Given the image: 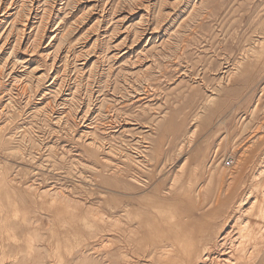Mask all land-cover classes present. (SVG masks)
<instances>
[{
    "label": "rangeland",
    "instance_id": "1",
    "mask_svg": "<svg viewBox=\"0 0 264 264\" xmlns=\"http://www.w3.org/2000/svg\"><path fill=\"white\" fill-rule=\"evenodd\" d=\"M12 1L0 29V264H120L127 251L147 262L129 228L123 238L109 225L167 232L186 208V231L200 235L212 167L224 173L210 190L217 210L235 181L224 163L264 147V0Z\"/></svg>",
    "mask_w": 264,
    "mask_h": 264
},
{
    "label": "bare ground",
    "instance_id": "2",
    "mask_svg": "<svg viewBox=\"0 0 264 264\" xmlns=\"http://www.w3.org/2000/svg\"><path fill=\"white\" fill-rule=\"evenodd\" d=\"M12 0H0V29L2 28V26L7 22L8 20V17H12L11 16V8L13 7L12 3H11ZM160 1V0H159ZM14 2V1H12ZM46 4H47V1H45ZM44 2V3H45ZM132 2V1H131ZM30 3V1H29ZM35 3V2H34ZM39 3H40V0H39ZM78 3V2H77ZM31 5H32V2H31ZM30 5V6H31ZM39 5V4H38ZM50 5V4H49ZM25 6V5H24ZM30 6H29V9H30ZM31 7H34L33 5ZM48 7V6H47ZM15 8V7H14ZM24 8V7H23ZM52 8V7H51ZM21 9V8H20ZM26 9V8H25ZM45 9V8H44ZM47 9V8H46ZM49 9V8H48ZM47 9V10H48ZM13 10V9H12ZM33 10V9H32ZM32 10H31V13L30 15L28 16V19L26 20L25 24H23V32L24 31H27V29L30 27L31 25V22H32ZM36 10V9H35ZM53 9H51L52 11ZM123 10V9H122ZM21 10H19L18 12V15L20 13ZM34 11V10H33ZM37 11V10H36ZM43 14L44 16H46L48 18V16H51V15H48L50 14L49 11H48V14L45 10V12L43 11ZM37 14V13H36ZM35 14V15H36ZM52 14V13H51ZM168 14V13H167ZM34 15V16H35ZM39 15V14H38ZM42 15V17H43ZM42 17H41V20H42ZM37 18V16H36ZM46 18V19H47ZM51 18V17H50ZM53 18V17H52ZM51 18V19H52ZM13 19V18H12ZM49 19V18H48ZM44 20V19H43ZM22 21V20H21ZM16 22V21H15ZM43 22V21H41ZM40 22V23H41ZM49 22V20H48ZM120 22V21H119ZM39 25H42V23ZM12 24V23H10ZM16 24V23H15ZM48 24V23H47ZM22 26V25H21ZM43 26V25H42ZM16 27V26H15ZM38 27V26H37ZM40 27V26H39ZM45 28V26H44ZM34 29V28H33ZM38 29V28H37ZM180 29V28H179ZM13 30V29H12ZM20 30V29H19ZM18 30V31H19ZM40 30V28H39ZM44 30V29H43ZM42 31V30H41ZM20 32V31H19ZM23 32H20L23 33ZM37 32V31H36ZM35 33V32H34ZM25 34V33H23ZM38 34V33H37ZM19 35V33L17 34ZM22 36V34H21ZM38 35H36L37 37ZM35 37V38H36ZM20 38V37H19ZM2 39V38H1ZM18 39V37L16 38ZM30 39V38H29ZM19 40V39H18ZM37 40V38H36ZM34 39V42L36 41ZM40 40V39H39ZM38 40V41H39ZM1 43V42H0ZM37 42H35L36 44ZM17 44L20 46L21 45V41L20 42H17ZM32 44V43H30ZM34 45V44H33ZM32 45V46H33ZM38 45V44H37ZM4 46V45H3ZM6 46V44H5ZM4 46V47H5ZM2 47V46H1ZM16 47V48H15ZM262 47H263V44H262ZM20 48V47H19ZM34 48V46H33ZM36 48V47H35ZM34 48V49H35ZM2 48H0L1 50ZM13 49H18L17 48V45H14L12 50ZM33 49V50H34ZM11 50V49H10ZM29 50V49H28ZM251 51V50H250ZM253 51V50H252ZM251 51V52H252ZM12 52V51H11ZM15 52V51H14ZM34 53V52H33ZM57 53V51H56ZM13 54V52L11 53ZM60 54V53H58ZM252 55H254L253 53H250ZM249 54V55H250ZM16 55H17V52H16ZM248 55V56H249ZM256 55V54H255ZM11 56H15V55H11ZM247 55H245L244 57H246ZM251 56V55H250ZM249 56V57H250ZM58 57V56H57ZM248 57V58H249ZM252 57H255V56H252ZM49 58V56H48ZM54 58V56H53ZM56 59V58H55ZM59 59V58H58ZM257 59V58H255ZM9 60V58H8ZM242 60V59H241ZM253 60V59H252ZM14 61V58L13 60ZM54 61V60H53ZM249 61V60H247ZM9 62V61H8ZM16 62V61H15ZM240 62V60L238 61ZM19 63V62H18ZM55 63V61H54ZM57 63V61H56ZM253 63V62H252ZM7 64V62H6ZM14 64V63H13ZM239 66L241 67L242 63H238ZM257 64V62H256ZM246 65V64H245ZM8 66V64H7ZM55 66V65H54ZM97 66V65H96ZM236 66V65H235ZM249 66V65H248ZM255 66V65H254ZM38 67V66H37ZM53 67V66H52ZM56 67V66H55ZM238 67V66H237ZM258 67V66H257ZM65 68V67H64ZM93 69V68H92ZM235 69V68H234ZM239 69V68H237ZM245 69V68H244ZM252 68H250V71H251ZM232 70V69H231ZM246 70H248L246 68ZM52 71V69H51ZM230 71V70H229ZM231 72V71H230ZM240 72H241V69H240ZM246 72V71H245ZM244 72V75H246ZM249 72V71H248ZM69 73V72H68ZM239 73V72H238ZM13 74V73H12ZM234 74V73H233ZM230 75V73H229ZM228 75V77H229ZM235 75H236V72H235ZM234 76V75H233ZM239 76V75H237ZM227 77V78H228ZM230 77H232L230 75ZM243 77V75H242ZM246 77V76H245ZM4 79V78H3ZM236 79V78H235ZM234 79V80H235ZM231 80V79H230ZM238 80V79H237ZM56 81V80H55ZM64 81V80H63ZM64 84V83H62ZM64 87V86H62ZM60 89V88H59ZM62 90V89H61ZM111 90V89H110ZM90 91V90H89ZM73 94V93H72ZM212 98V97H211ZM93 100V99H92ZM210 101V100H209ZM78 104V103H77ZM61 106V105H60ZM7 107V106H6ZM75 108V107H74ZM252 113V112H251ZM257 113V112H256ZM71 116V115H70ZM87 119V118H85ZM60 120V119H59ZM195 121V120H194ZM249 121V120H248ZM259 123V122H258ZM257 123V124H258ZM10 124V123H9ZM264 124V123H263ZM224 125V124H223ZM260 125V123H259ZM262 125V123H261ZM264 126V125H262ZM253 127V126H252ZM254 127H256L254 125ZM247 128V127H246ZM260 127L257 128V130L259 129ZM264 129V127H262ZM245 129V127H244ZM250 130H253L250 129ZM261 130V129H259ZM246 131V130H245ZM255 131V130H254ZM263 132V130H261ZM249 132H252V131H249ZM248 132V133H249ZM258 132V131H257ZM193 133V132H192ZM242 133H244V131H242ZM255 133V132H254ZM240 134V132H239ZM238 134V135H239ZM257 134V133H256ZM260 134V133H259ZM190 135V134H189ZM194 135V134H193ZM192 135V136H193ZM245 135V134H244ZM243 135V136H244ZM192 136H188L189 139L192 137ZM242 136V137H243ZM247 136V135H245ZM259 136V135H258ZM252 137V136H251ZM260 137V136H259ZM253 138V137H252ZM251 138V139H252ZM254 139V138H253ZM263 139V138H262ZM262 139H259L260 141H262ZM191 140V139H190ZM249 140V139H248ZM257 140V139H256ZM251 141V140H250ZM255 141V140H254ZM259 141V142H260ZM189 142V141H188ZM257 141V143H259ZM87 143V142H86ZM264 143V142H263ZM179 144V143H178ZM183 145L185 144L182 143ZM190 144V143H189ZM252 144V143H251ZM248 145L252 147V145ZM91 145V144H90ZM260 146V144H258ZM258 145H255V147H253L254 149H252L253 151H255V148L257 149L256 146ZM263 145V144H262ZM261 145V146H262ZM182 146V145H181ZM180 146V147H181ZM185 146V145H184ZM191 146V145H190ZM246 146V145H245ZM178 148V147H177ZM181 149V148H179ZM182 149H183V146H182ZM247 150V146L245 148ZM244 149V150H245ZM251 148H249L250 150ZM260 149V148H259ZM184 150V149H183ZM250 155H243V150H242V155H240L239 157H236L234 159H225L227 160L223 166H225V168L227 167L228 169L226 171H228V175L230 177H233L234 176V184L231 185L232 183H230L231 187H227L228 189V192L227 189L226 191H224V198L223 199H227L228 203H226L225 201L223 203H221L219 205V203H217V205H219V208L217 210H213L211 207L209 206H212L213 205V201H212V197H211V185L214 184V180H217V186L218 188L220 187L221 183L224 181H222L223 179V176L222 174L223 173V170H219L217 166H213L212 167V171H215L216 172V175L217 176H213L214 175V172H212L211 174H209L210 176L208 177V182L207 183V188H205L204 190L200 191L202 192V195L204 196V203L207 204V209L208 210H203L204 212L202 213V219L200 222V224L202 223V225H205V226H202L201 225V233L200 235H197L196 233H199V232H196V231H190V232H187L186 229H185V225L183 223L184 221V218H186V223H188V217H189V213H187V209L186 208L185 210L186 211H182V216H181V219L179 220L181 223H177V220L176 222L173 221V224L171 225V223L169 224L168 223V228L169 230L171 231L172 235H170V233L168 234L167 232L169 230L164 231L162 228H161V225L160 227L155 225V227L152 225H150L149 222H146V221H143L142 223L144 224H141V225H138V226H135V225H131L129 223V221L127 223L124 222V224L122 222H116L115 220V223L113 224H110L108 229H109V232L111 233H117V235H119L120 237H123L124 235H122V232H124L125 234V230L127 228L130 229L131 231V234L134 236V239L132 238V240L130 241L131 243H133L131 246H133L134 248V251H135V248L136 249H140L141 251H143V256H141L142 258H145V259H148L147 262L145 261H142L140 259V257H134L132 256V253L131 255L129 254V251L126 252V254H123L121 256L122 258V262L120 264H264V147L260 150H258L255 154H251V152H249ZM180 151V150H179ZM178 151V152H179ZM19 152V151H18ZM17 152V153H18ZM177 152V153H178ZM238 152V151H237ZM235 152V153H237ZM110 153V152H109ZM181 153V151H180ZM234 154V153H232ZM239 154V153H238ZM237 154V155H238ZM130 160V159H129ZM232 160V161H231ZM205 161V160H204ZM224 161V160H223ZM222 161V162H223ZM231 161V162H230ZM131 162V161H130ZM186 162V161H185ZM188 162V161H187ZM186 162V163H187ZM208 162V160H207ZM210 162V161H209ZM221 162V163H222ZM111 164V163H110ZM208 164V163H207ZM137 165V164H136ZM182 165V164H181ZM217 165V164H216ZM134 166V165H133ZM186 167L188 166L187 164L185 165ZM207 166V165H206ZM111 167V166H110ZM121 167V166H120ZM119 167V168H120ZM136 167V166H135ZM78 168V167H77ZM93 168V167H92ZM118 168V166H117ZM117 168H115L114 166V169L116 170ZM139 168V167H138ZM137 168V169H138ZM184 167L181 166L180 169H182ZM222 168V166H221ZM107 169V168H106ZM121 169V168H120ZM142 169V167H141ZM210 169V168H209ZM224 169V168H223ZM232 169H235L236 171L233 172L231 171ZM115 170H114V173H115ZM122 170V169H121ZM134 170V169H133ZM185 169H183L184 171ZM225 170V169H224ZM138 171V170H137ZM140 171V169H139ZM178 171V170H177ZM147 172V171H146ZM179 172H182V171H179ZM178 172V173H179ZM230 172V173H229ZM111 173V172H110ZM121 172H119L120 174ZM177 173V175H178ZM247 173H249V179H244L243 182H239V180L247 175ZM107 174V173H106ZM116 174V173H115ZM125 174V173H124ZM136 174V173H135ZM183 174V173H182ZM118 175V174H117ZM207 175V174H206ZM121 175H119L118 177H120ZM130 176V175H129ZM176 176V174H175ZM180 176V175H179ZM183 176V175H181ZM177 177V176H176ZM206 177V176H205ZM228 177V176H226ZM244 177V178H245ZM126 178V177H125ZM136 178V177H134ZM180 178V177H179ZM225 178V177H224ZM140 179V178H138ZM6 180V179H4ZM145 180V178H144ZM177 180H179L177 178ZM175 180V181H177ZM227 180V179H226ZM225 180V181H226ZM3 181V180H2ZM132 181V180H130ZM129 181V182H130ZM141 181V180H140ZM169 181H174L173 180H169ZM228 181V180H227ZM147 182V181H145ZM149 182V181H148ZM3 183V182H2ZM175 183V182H174ZM229 183V182H228ZM216 184V183H215ZM227 184V183H226ZM136 185H139V184H136ZM129 186H132L129 184ZM143 186V185H142ZM136 187V186H135ZM149 187V186H148ZM172 187V186H171ZM171 187L169 188L168 192H166L165 194V199H169V197L171 196L170 193L172 192L173 189H171ZM174 187V185H173ZM223 187V186H222ZM221 187V188H222ZM226 187V186H225ZM141 188V187H140ZM176 188V187H175ZM179 188V187H178ZM204 188V187H203ZM69 189V188H68ZM137 189V188H136ZM176 190V189H175ZM174 190V191H175ZM197 190V189H196ZM48 193L50 192L49 190H47ZM52 190H51V194H52ZM165 192V191H164ZM163 192V193H164ZM55 193V191H54ZM57 193V192H56ZM216 193V191H215ZM222 193V192H221ZM45 194V193H44ZM59 194V192H58ZM64 195V193H62ZM157 194V192H156ZM197 194V192H196ZM42 195V194H41ZM50 195V194H49ZM60 195V194H59ZM154 195V194H153ZM173 195V194H172ZM217 196V194H214V196ZM222 195V194H221ZM55 196V195H54ZM57 196V195H56ZM102 196V195H101ZM118 196H120L118 194ZM129 196V195H128ZM220 196V195H219ZM47 197V195H46ZM87 197V196H86ZM121 197V196H120ZM126 197V196H125ZM132 197V196H131ZM155 198H157V196H154ZM154 197H150V198H147L146 200H144L142 202V205H143V208L145 210H147L149 212V214H152L154 215V211L156 209V203H155V200H154ZM161 197V196H160ZM130 198V197H129ZM146 197H144L145 199ZM162 198L163 195H162ZM60 199V197H59ZM62 199V197H61ZM65 199V198H63ZM68 199V198H67ZM66 199V200H67ZM107 199V198H106ZM44 200V199H43ZM50 201V199H48ZM53 200L54 197H53ZM51 199V201H53ZM105 200V199H104ZM110 200V199H109ZM122 200V199H121ZM128 200V198H127ZM126 200V201H127ZM200 200V199H199ZM202 200V199H201ZM215 200V199H214ZM19 201V200H18ZM48 201V202H49ZM57 201V200H56ZM56 201H53L56 202ZM68 201V200H67ZM116 201V200H115ZM165 201V200H164ZM64 202V201H63ZM66 202V201H65ZM64 202V203H65ZM122 202V201H121ZM140 202V200H139ZM218 202H219V199H218ZM51 203V202H50ZM62 203V202H61ZM63 203V204H64ZM76 203V202H74ZM113 203V202H112ZM132 203V202H131ZM15 204V203H14ZM52 204V203H51ZM56 204V203H55ZM66 204V203H65ZM69 204V203H67ZM79 204V202H78ZM84 204V203H83ZM101 204V203H100ZM104 204V203H103ZM106 204V203H105ZM118 204V203H117ZM120 204V203H119ZM118 204V205H119ZM141 204V203H140ZM231 204H234L233 208L231 207L232 205ZM16 205V204H15ZM18 205V204H17ZM72 205V203L70 204ZM74 205V204H73ZM72 205V206H73ZM76 207H77V204H75ZM82 205V204H81ZM85 205V204H84ZM99 205V204H98ZM111 205V204H110ZM113 205V204H112ZM121 205V204H120ZM133 205V204H132ZM167 205V204H165ZM50 206V205H49ZM64 206V205H63ZM105 206V205H104ZM71 206H69L70 208ZM83 207V205L81 206V208ZM100 207V206H99ZM115 207V206H114ZM184 207V206H183ZM186 207V206H185ZM203 207V206H202ZM217 207V206H216ZM79 208V207H78ZM90 208L91 205H90ZM201 208V207H200ZM16 209V208H15ZM87 209H88V206H87ZM86 209V210H87ZM106 209V208H105ZM104 209V210H105ZM133 209V208H132ZM132 209H130L132 211ZM139 209V207H138ZM137 209V210H138ZM159 209V207H158ZM183 209V208H182ZM204 209V208H203ZM96 210V209H95ZM114 210V209H112ZM128 210V209H126ZM129 210V211H130ZM178 210V208H177ZM79 211V209H78ZM98 210H96L97 212ZM102 211V210H101ZM95 212V213H96ZM99 212V211H98ZM97 212V214H98ZM115 212V211H114ZM117 212V211H116ZM127 212V211H126ZM179 212V211H178ZM105 212H103L102 214H104ZM112 213V212H111ZM119 213V212H118ZM121 213V212H120ZM94 214V213H93ZM92 214V215H93ZM101 214V215H102ZM113 214V213H112ZM145 214V213H144ZM148 214V213H147ZM159 215V214H158ZM180 215V214H179ZM191 215V214H190ZM104 216V215H103ZM113 216V215H112ZM122 216V215H121ZM97 217V216H95ZM100 217V216H99ZM102 217V216H101ZM100 217V218H101ZM106 217V216H105ZM108 217V216H107ZM145 217V216H144ZM149 217V216H148ZM109 218V217H108ZM113 218V217H112ZM151 218V217H150ZM190 218V217H189ZM195 219H197V216L194 217ZM97 219V218H96ZM105 219V218H104ZM103 219V220H104ZM122 219V218H121ZM137 219V218H136ZM155 219V218H154ZM162 219V218H161ZM164 219V218H163ZM162 219V220H163ZM200 219V218H198ZM102 220V219H101ZM120 220V219H119ZM105 221V220H104ZM103 221V222H104ZM109 221H111L109 219ZM108 221V222H109ZM150 221V220H149ZM156 221V220H155ZM158 221V220H157ZM154 222V221H153ZM166 222V220L164 221ZM168 222V221H167ZM105 223V222H104ZM112 223V222H111ZM119 223H122V225H120ZM157 223V222H155ZM159 223H160V220H159ZM198 223V222H197ZM102 224V223H101ZM108 224V223H107ZM127 224V225H126ZM152 224V223H151ZM162 224V223H161ZM195 224V223H194ZM103 225V224H102ZM105 226V225H104ZM163 226V225H162ZM179 226V227H178ZM127 227V228H126ZM197 227V226H196ZM167 229V228H166ZM194 229H197V228H194ZM200 229V228H199ZM102 230H104L102 228ZM106 230V229H105ZM193 230V229H191ZM189 231V229H188ZM200 231V230H199ZM213 231H217L218 233V236H216V239L215 240H211L210 238L208 240H205L204 243H202L200 240L201 239V236H207L208 234L210 235L211 232ZM128 233V231H126ZM193 234H192V233ZM126 233V234H127ZM192 234V235H189L188 234ZM216 233V232H215ZM110 234V233H109ZM184 234V236H183ZM114 235V234H113ZM113 235H110L109 237L107 236L105 238V240L103 241V243L105 244V249L107 248L108 252H107V256L111 257L112 258L114 257V254L116 252H118L119 248H120V244L119 245H116V236H113ZM116 235V234H115ZM122 235V236H121ZM130 235V234H129ZM193 235H195V239L193 237ZM105 236V235H103ZM126 236V235H125ZM128 236V235H127ZM126 236V237H127ZM131 237V236H130ZM129 237V238H130ZM215 237V234L214 236ZM103 238V239H104ZM124 238V237H123ZM122 238V239H123ZM126 239V238H125ZM128 240V239H127ZM126 240V241H127ZM127 243V242H126ZM98 245V244H97ZM130 247V246H128ZM103 248V249H104ZM104 249V250H105ZM163 249V250H162ZM101 250V249H100ZM103 250V252H105ZM121 250V249H120ZM124 250V249H123ZM127 250V248H126ZM125 250V251H126ZM139 250V251H140ZM133 251V252H134ZM120 252V251H119ZM122 252V251H121ZM137 253V252H135ZM102 254V253H101ZM118 254V253H117ZM122 254V253H121ZM139 254V253H138ZM137 254V255H138ZM106 255V254H105ZM103 255V257L105 256ZM116 255V254H115ZM134 255V253H133ZM118 258V256H117ZM116 258V259H117ZM113 260L111 261L112 263L116 261ZM16 260V259H14ZM108 260V259H107ZM121 260V259H120ZM99 262V261H98ZM107 262V261H106ZM109 262V261H108ZM118 262V261H117ZM116 263H113V264H117ZM110 263V262H109ZM119 263V262H118ZM103 264V263H102Z\"/></svg>",
    "mask_w": 264,
    "mask_h": 264
}]
</instances>
